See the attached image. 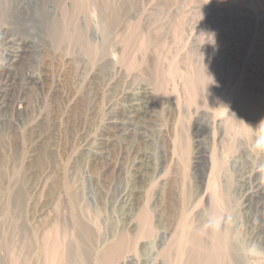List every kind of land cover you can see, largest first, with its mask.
Returning <instances> with one entry per match:
<instances>
[{
  "label": "rangeland",
  "instance_id": "rangeland-1",
  "mask_svg": "<svg viewBox=\"0 0 264 264\" xmlns=\"http://www.w3.org/2000/svg\"><path fill=\"white\" fill-rule=\"evenodd\" d=\"M38 2L26 22L18 8L11 17L0 12V28L38 43L25 68L44 76L43 91L30 86L22 94L20 123H0V264H49L54 243L71 264H103L102 251L120 235L133 238L128 220L144 212L154 216V233L131 242L127 255L154 264L155 237L177 225L175 204L196 228L205 192L221 199L222 227L241 252L250 237L261 248L260 224L243 207L250 173L264 176V152L251 150L256 133L248 126L264 120V0H113L81 11L71 0ZM52 3L62 5L58 21ZM58 29L91 37L100 57L90 63L76 44L57 46ZM120 37H145L163 71L138 57L132 71L119 73ZM198 42H217L218 50H198ZM5 50L0 42V63ZM159 82L169 88L164 98ZM141 87L152 92L149 109L133 112L123 93ZM112 101L118 106L109 113ZM125 117L134 132L121 146L107 143L115 135L107 122ZM87 136L96 142L86 145ZM199 149L210 152L202 186ZM159 159L165 181L156 178ZM116 185L126 203H114Z\"/></svg>",
  "mask_w": 264,
  "mask_h": 264
},
{
  "label": "bare ground",
  "instance_id": "bare-ground-1",
  "mask_svg": "<svg viewBox=\"0 0 264 264\" xmlns=\"http://www.w3.org/2000/svg\"><path fill=\"white\" fill-rule=\"evenodd\" d=\"M97 1H101V4L106 9L109 8V5L113 2V0H71V5L72 7H75V10L81 11V7L86 8L88 6L93 5V3ZM63 2L64 1L60 3ZM31 6L36 9L39 6L38 0H0L1 13H3L4 15H6L7 13L11 14L14 9L18 8V14L22 17L25 16L24 22H26L27 19L29 20L33 18L30 13ZM56 6H58V9L56 8ZM49 8L53 13V18L50 16L52 19L57 20V16L63 13L61 4L52 3L49 4ZM8 14L7 16L11 17V15ZM69 19L71 20L72 18ZM65 33L66 32H62L58 29V36L52 37L55 40L57 46L62 43L65 44V42L70 43V45L76 44V46H79L81 53H83L85 57H88L90 63L95 60L98 56L100 57V48L98 47V45H95L92 42V40L90 39L91 37L78 36L71 39L70 37H65ZM92 38L94 39L98 37ZM120 38L121 39L117 40V42L118 47L120 49L119 51L121 52V60L118 64L115 63V66L119 73L126 74L132 71L135 67L136 59L138 57L143 58L144 62H146L148 66H152L155 72H161L162 68H160V66H162L163 63L159 59V57L156 56V52L148 54V44L145 37ZM0 42L6 47L4 55L1 58L2 61L0 63V123L6 124L10 121H13L15 124H18L21 121V115L24 109L22 100V94L24 93V91L30 86H35L36 89L43 91V74H40L36 71H32L29 68H25V64L34 56V54L39 53L40 46L36 41L14 37L10 31L8 32L4 28H0ZM196 46L198 50H201L199 47H202L205 50L208 49L210 50V52H215L218 50L217 42H214L211 45L207 43L202 45L201 42H198ZM185 84H187V82ZM167 89L169 88H167L165 82H159L157 90L162 95L161 98H164L167 95ZM138 90H136L138 91L137 93L131 91H125L123 93V98L124 96H126V101H128L130 106L129 109L133 112L140 110L139 108H141V110L149 109L148 107L151 101L150 98L152 96V92L150 91V89L146 87H141ZM184 92V94L188 95L189 98L193 97L195 94L194 91L191 89H187ZM117 106L118 102L112 101L106 107L109 113H113L115 112ZM8 114L12 115L10 119L8 117ZM198 123L202 124V130H205L206 127H208L204 117ZM107 124L110 125V127H112L113 129H115L114 139L112 138L107 140V143L110 144H113L115 142L116 145L121 146L127 140L126 139L124 141V139L134 132V123L132 117H125L122 119H111L109 122H107ZM84 142L86 145H92L94 142H96V140L87 136L85 137ZM209 153L210 152L208 149H199L195 157L196 168L202 170V173L198 174V179L200 181L201 186L204 183L206 159L208 158ZM165 167V160L159 159V161L156 162L155 173L158 181L164 180L161 170H163ZM247 179L248 178H246V180ZM244 183L246 184V192L244 193L245 200L243 209L247 212L254 213L256 217L255 219L260 224V231L262 232H260L261 241L259 243L261 244V249L264 250V176L262 175V169L260 170L254 168V170L249 175V179ZM114 192V203L122 204L127 202L128 193L124 188L118 187L116 185L114 187ZM203 199L205 201V206L202 207L203 218L199 222V225L196 226V228L190 227V225H192L191 220L187 218V214L183 213L185 211L184 207L182 206L183 204L178 206H176L175 204V213L179 212V219L177 220V225L170 231H166L161 235L158 234L155 237V243L158 246V251L156 252V257L153 259L155 262L154 264H264V256L259 257L257 260H252L245 254V252H241L238 245L231 237L230 232L228 230L225 231L222 227L221 221H217V223H219L218 228H205V224L207 223L209 217H222L223 214L221 212L222 202L220 198H212L207 192H205L203 194ZM143 210H145V208ZM153 217V215L150 216V214L148 215V213L144 212L142 215H139L137 219H134L133 217L129 218V227L132 232H136V234L133 236V238H129V236L126 234L120 235V238L118 237L119 239L117 241L115 240V243L112 242V245L107 247L105 251H102L103 254L101 255V257L99 256L101 262L103 264H135L134 261L136 259L131 255H127L129 253L127 249L131 242L134 243L135 241L146 240L152 236V233H154L153 231L155 229V219L153 220ZM88 231L87 233H84L86 236H88L87 234H89ZM79 232L81 233V231ZM253 239V237H250V239L248 240L250 241V243H254L255 241H253ZM75 246L77 247L76 244ZM69 248L72 247L69 246ZM69 248L67 247V249ZM49 254L51 255L52 260L49 264H63L65 263V261L68 262H66L67 264H71V261H68L69 256L65 255L64 253H61L60 246L58 243H54L53 246L50 247Z\"/></svg>",
  "mask_w": 264,
  "mask_h": 264
},
{
  "label": "clouds",
  "instance_id": "clouds-1",
  "mask_svg": "<svg viewBox=\"0 0 264 264\" xmlns=\"http://www.w3.org/2000/svg\"><path fill=\"white\" fill-rule=\"evenodd\" d=\"M256 133L253 143L251 144V150L254 152H264V120H261L257 125H248ZM223 220V217H209L205 228L219 227L217 221ZM245 254L252 260H257L259 257L264 256V250L256 243H252L245 248Z\"/></svg>",
  "mask_w": 264,
  "mask_h": 264
}]
</instances>
